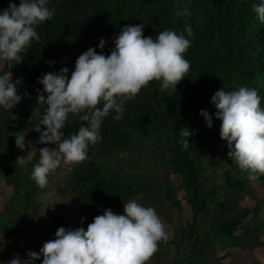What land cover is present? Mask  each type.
<instances>
[{
    "label": "trees",
    "instance_id": "trees-1",
    "mask_svg": "<svg viewBox=\"0 0 264 264\" xmlns=\"http://www.w3.org/2000/svg\"><path fill=\"white\" fill-rule=\"evenodd\" d=\"M9 2L0 0V12L8 8ZM12 2L20 4V0ZM256 2L48 0L47 6L55 8L53 19L37 26L39 42L34 40L22 54L23 63L12 69L13 80H22L18 94L27 92L28 96L13 109L0 106V181L10 189L0 212V241L9 242L0 247V264L15 257L14 236L39 218L41 198L47 192V187L42 189L31 179V171L39 161L38 150L47 147L37 143L39 135L32 158L23 165L16 164L29 148L28 132L34 131L46 108L39 106V114L33 117L38 91L43 92L38 80L63 67L69 69L70 79L82 53L95 48L97 53L110 55L115 47L113 37L132 25H144V36L153 39L163 30L180 33L190 25L194 36L185 59L191 69L176 92H161L160 82H151L127 102L122 120L113 119L114 111L105 118L102 140L89 146V158L74 165L58 190L78 209L71 217L62 213L52 217L45 232L46 242L55 239L60 227L87 230L94 217L107 209L123 215L124 202L135 199L153 207L168 223L174 216L172 210H181L182 201L191 211V219L178 225L167 243L160 242L151 258L155 262L149 264H224L232 257L231 250L248 252L262 244L264 198L254 193L247 174L228 158L227 142L220 137L221 121L215 118L217 110L211 102L221 89L229 92L248 86L257 89L264 108V24L253 12ZM184 8L191 14L175 15ZM102 38L106 41L103 50L99 48ZM50 61H54L51 66ZM0 67V75L8 71L6 63L0 62ZM202 110L213 117L211 129L200 115ZM82 125L87 123L70 115L65 138L77 133ZM182 127L194 132L187 150L178 143ZM43 130L46 128L42 126ZM20 132L25 135V150L16 147L15 135ZM101 159L103 163H98ZM173 176L180 178L179 184ZM52 177L50 174L49 182ZM256 183L264 186V176ZM246 197L255 202L253 207L243 205ZM170 245L176 251L172 260ZM224 249L226 252L220 256ZM19 256L29 259L26 250ZM33 264H43L42 254Z\"/></svg>",
    "mask_w": 264,
    "mask_h": 264
},
{
    "label": "clouds",
    "instance_id": "clouds-1",
    "mask_svg": "<svg viewBox=\"0 0 264 264\" xmlns=\"http://www.w3.org/2000/svg\"><path fill=\"white\" fill-rule=\"evenodd\" d=\"M48 0H20L17 6L12 0L7 9L0 12V62L8 71L0 75V106L13 109L28 96L18 94L22 80H13L12 69L23 63V53L32 42H39L37 26L53 19L55 8H49ZM253 12L264 24V0H257ZM187 8L177 10L176 16H188ZM144 25L126 26L113 37L115 47L110 55L97 53L89 48L82 53L71 72L63 67L59 72H49L38 80L43 92L38 91L37 107L33 117L39 114V106L45 111L34 131L40 133L37 143L55 145L38 150L39 161L31 171V179L40 188L49 183L50 174L61 164L79 165L86 161L90 145L102 140V124L111 112L115 121L124 117L125 106L151 82H160V91L176 92L177 85L187 76L191 64L185 53L194 36L190 25L183 32L163 30L155 39L145 37ZM186 33V35H185ZM102 38L99 48H105ZM49 66L54 61L48 62ZM216 108L215 118L221 121L220 137L227 142L228 158L247 179L256 182L264 176V108L256 88L241 86L237 90L217 91L211 99ZM78 116L87 123L77 133L65 138L64 129L69 117ZM209 129L213 117L202 110ZM32 117V118H33ZM43 128L46 130L42 131ZM15 135L16 147L25 150V135ZM194 135L187 127L179 132L178 143L184 150L190 146ZM32 146V142H28ZM37 151L32 148L29 152ZM25 157H18L16 164L23 165ZM98 163H103L99 160ZM83 222V221H82ZM169 233L153 207H146L135 199L124 202V214L111 209L94 217L87 230L60 227L55 239L44 243L40 249L43 264H149L159 250L160 242L167 243ZM40 254L29 251V259L16 255L5 264H33Z\"/></svg>",
    "mask_w": 264,
    "mask_h": 264
},
{
    "label": "rangeland",
    "instance_id": "rangeland-1",
    "mask_svg": "<svg viewBox=\"0 0 264 264\" xmlns=\"http://www.w3.org/2000/svg\"><path fill=\"white\" fill-rule=\"evenodd\" d=\"M1 68V67H0ZM40 135V133L35 131L28 132V142H32V146L25 151L24 156L25 161L30 160L33 156L32 152L30 155L29 152L32 151V148H36V136ZM29 145V144H28ZM47 147H55V145H47ZM74 165H65L61 164V171H55L51 181L48 183L47 192L42 196L41 201L43 203L42 212L38 219H34L31 224L23 226L19 233L14 236V247L12 250L13 255H20V251L26 250V252L33 251L37 254H40V249L43 247L46 242L45 232L50 225V221L52 217L57 213H62L64 216L71 217L73 212L77 210L69 199L68 196L62 195L58 190L60 186H64L67 180V175L70 170H72ZM173 181L175 183H180V178L178 176H173ZM250 187L254 190V193L257 194L258 197L264 198V186L251 182ZM10 194V189L5 186V184L0 181V212L4 207V200ZM255 202L251 200L249 197L245 198L243 205L251 208L253 207ZM174 211V216L171 218L172 222H166L162 217V222L164 223L167 232L169 233V240L175 234L176 227L180 224H184L187 219H191V211L186 203V201H182L181 210ZM261 216L264 219V203L261 206ZM262 244L257 246L254 250H250L248 252H244L241 249L235 248L231 250L232 257H229L224 261V264H252L254 262H261L264 264V232L260 237ZM168 240V241H169ZM30 241L31 245L28 246L27 242ZM9 242L7 240L0 241V247H4L8 245ZM185 242L184 245H186ZM169 258L172 260L175 256V248L173 245L169 246ZM226 250L220 251L219 255H223ZM41 255V254H40ZM149 262L154 263L155 261L151 259Z\"/></svg>",
    "mask_w": 264,
    "mask_h": 264
}]
</instances>
